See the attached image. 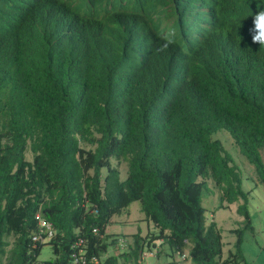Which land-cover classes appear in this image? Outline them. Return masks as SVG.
Returning <instances> with one entry per match:
<instances>
[{
	"label": "trees",
	"instance_id": "trees-1",
	"mask_svg": "<svg viewBox=\"0 0 264 264\" xmlns=\"http://www.w3.org/2000/svg\"><path fill=\"white\" fill-rule=\"evenodd\" d=\"M262 9L264 0H0V264H70L78 240L102 264H141L158 243L170 257L187 251L189 264H241L239 251L222 259L201 195L212 180L218 209L242 202L251 228L250 192L215 135L228 133L264 192V46L249 33ZM137 202L156 231L108 235ZM37 214L54 231L48 243L31 241ZM44 245L53 259L37 262Z\"/></svg>",
	"mask_w": 264,
	"mask_h": 264
},
{
	"label": "rangeland",
	"instance_id": "rangeland-1",
	"mask_svg": "<svg viewBox=\"0 0 264 264\" xmlns=\"http://www.w3.org/2000/svg\"><path fill=\"white\" fill-rule=\"evenodd\" d=\"M215 137L222 143L225 151L230 154L234 164L237 166L242 176V190L250 192L247 202V211L250 218L251 228L248 229L244 218L237 214V208L242 202L228 206L226 209H218L221 201V193L212 180L207 181V189H203L201 195V206L205 210L207 225L215 223L222 238V259L225 260L229 254H237L242 257V264H264V192L257 183L253 168L247 163L244 157L239 154L230 136L225 131L218 132ZM264 160V152L262 153ZM27 161H32L29 151L25 154ZM121 179L126 178V168L120 165ZM140 204L133 203L121 215L112 218V223L106 228V233L110 236H122L128 233H136L139 228L141 233H146V227L140 219ZM240 230L243 233H234ZM134 231V232H133ZM241 244L236 246L238 238ZM13 239H9L11 243ZM239 249V250H238ZM10 247L7 248V255ZM148 254V252H146ZM187 254V251H185ZM167 246H159L143 258L142 264H189V261H182L180 255L170 257ZM7 257V256H6ZM6 259V258H5ZM2 264H6V260ZM53 259L52 249L49 245H44L37 258V262H46Z\"/></svg>",
	"mask_w": 264,
	"mask_h": 264
},
{
	"label": "built area",
	"instance_id": "built-area-1",
	"mask_svg": "<svg viewBox=\"0 0 264 264\" xmlns=\"http://www.w3.org/2000/svg\"><path fill=\"white\" fill-rule=\"evenodd\" d=\"M35 221L37 222L38 230L37 233L31 237V241L33 243L50 242L54 237V231L51 225L46 223L38 214L35 216ZM93 233L96 234L97 232L93 231ZM117 243L118 245L116 248V252L125 249L126 243L123 239H119ZM83 245L84 244L82 240H78L74 243L71 248L70 264H102L101 261L96 257L87 258ZM148 254H143L142 260L143 258L147 257ZM187 256L188 255L184 252L180 255V258L182 261H185L187 259Z\"/></svg>",
	"mask_w": 264,
	"mask_h": 264
},
{
	"label": "clouds",
	"instance_id": "clouds-1",
	"mask_svg": "<svg viewBox=\"0 0 264 264\" xmlns=\"http://www.w3.org/2000/svg\"><path fill=\"white\" fill-rule=\"evenodd\" d=\"M252 43L264 46V9L258 10L252 19V27L249 28ZM169 43L172 41L169 40Z\"/></svg>",
	"mask_w": 264,
	"mask_h": 264
},
{
	"label": "crops",
	"instance_id": "crops-1",
	"mask_svg": "<svg viewBox=\"0 0 264 264\" xmlns=\"http://www.w3.org/2000/svg\"><path fill=\"white\" fill-rule=\"evenodd\" d=\"M141 215H143V214L141 213ZM138 220L141 221V223H143L145 225V227H146V233H141L140 229L137 228L136 231H135L136 233L124 234L125 236H130V235H134V234H137V233H140L141 236H145L148 233H152V232H155L156 231L151 224H148L147 222L144 221V215L140 219H138ZM111 223H112V221H111Z\"/></svg>",
	"mask_w": 264,
	"mask_h": 264
}]
</instances>
